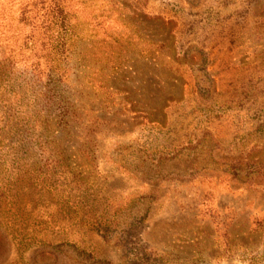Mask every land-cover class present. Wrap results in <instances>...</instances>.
<instances>
[{"label": "rangeland", "instance_id": "1", "mask_svg": "<svg viewBox=\"0 0 264 264\" xmlns=\"http://www.w3.org/2000/svg\"><path fill=\"white\" fill-rule=\"evenodd\" d=\"M38 1L0 0V264H264V0H59L70 116L26 127Z\"/></svg>", "mask_w": 264, "mask_h": 264}, {"label": "trees", "instance_id": "2", "mask_svg": "<svg viewBox=\"0 0 264 264\" xmlns=\"http://www.w3.org/2000/svg\"><path fill=\"white\" fill-rule=\"evenodd\" d=\"M38 12V31L41 35L40 42L37 45V54H32L31 60H22L23 73L27 77V82L24 85L31 98L30 90L35 91V86H38V97L33 99L25 98L24 105L29 107L21 111L26 127H32L37 120L39 111H36V102L47 101L49 106H54L57 112L54 117L59 120L61 125H66L70 114L63 102L64 88L70 85L71 67L68 61V44L66 43L67 36L73 26L69 23V13L66 6L62 5L59 0H40ZM26 23H29L28 21ZM128 24V22H126ZM130 27V25L128 24ZM156 50L154 51V53ZM153 53V52H152ZM0 61V65L11 69L14 67L12 61ZM2 62V63H1ZM43 83V84H42ZM13 85V83H10ZM32 85V86H31ZM63 88V89H61ZM12 94V92H9ZM16 94H14L15 96ZM9 99V98H8ZM22 104V103H21ZM20 104V105H21ZM8 105V104H7ZM40 105V104H39ZM13 106L9 107L11 109ZM15 114V112H13ZM12 114V115H13ZM28 114V115H27ZM50 111L45 110L41 116L48 117ZM74 114V112H72ZM14 117V116H12ZM156 121V120H153ZM1 144V139H0Z\"/></svg>", "mask_w": 264, "mask_h": 264}]
</instances>
